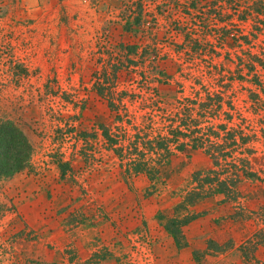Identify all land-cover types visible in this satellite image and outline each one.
<instances>
[{"label": "rangeland", "instance_id": "rangeland-1", "mask_svg": "<svg viewBox=\"0 0 264 264\" xmlns=\"http://www.w3.org/2000/svg\"><path fill=\"white\" fill-rule=\"evenodd\" d=\"M189 1L143 0L144 29L138 18L142 0H0V121L10 120L31 146L29 167L0 178V264H256L239 248L257 229L251 211L263 204L251 199L264 194V183L240 172L229 176L228 193L210 194L209 185L194 189L206 184H198V172L216 166L192 143L162 166L157 182L143 174L127 182L115 168L97 175L77 154L72 166L82 185L70 191L54 162L55 115L77 114L78 130L94 125L100 132L99 124L113 118L96 92L97 81L112 70L109 60L124 61L126 47L151 30L154 17L164 33L173 19H188L183 4ZM128 19L133 28L125 31ZM252 22H243L246 30ZM65 91L86 98L85 106L63 100ZM245 114L252 126L260 116ZM253 128L259 139L249 143L252 153L236 154L260 171L264 139ZM71 142L62 148L66 160L72 158ZM210 182L216 187V178ZM257 258L264 264V248Z\"/></svg>", "mask_w": 264, "mask_h": 264}, {"label": "trees", "instance_id": "trees-1", "mask_svg": "<svg viewBox=\"0 0 264 264\" xmlns=\"http://www.w3.org/2000/svg\"><path fill=\"white\" fill-rule=\"evenodd\" d=\"M219 1L223 0L183 4L188 19H173L169 35L159 29L154 17L151 30L126 47L124 61L115 64L109 60L112 70H106L105 78L97 81L96 92L113 118L107 125L99 124L100 132L94 125L78 130L74 125L77 114L55 115L58 130L53 141L58 150L53 158L62 185H70V191L82 185L72 166L77 154L82 156L84 168L91 167L97 175L115 168L124 171L127 182L140 174L157 182L162 166L191 143L192 149H203L216 166L197 174L208 176L199 178L198 184H206L194 189L206 191L209 185L210 194L228 193L233 180L229 176L240 172L264 183V169L253 170L250 158L236 154L252 153L249 143L259 139L253 127L264 139V39L260 38L264 35V0H225L227 5ZM138 7L139 28L146 29L143 23L141 26L143 0ZM251 18L252 27L246 30L243 22ZM132 28L128 19L124 29ZM175 35L183 40L177 42ZM163 48L174 54L162 52ZM131 55L137 58L133 60ZM62 99L74 107L86 103L77 92L65 91ZM131 105H135L134 111L129 110ZM245 109L260 115L253 126ZM71 139L72 158L66 160L62 148ZM30 157L31 146L23 133L10 120L0 121V178L29 167ZM223 174L226 177L222 178ZM211 176L216 178V187ZM261 200L264 203V196ZM243 209L241 204V215ZM251 213L261 227L239 249L246 260L259 264L257 251L264 248V208ZM234 215L240 216L239 212Z\"/></svg>", "mask_w": 264, "mask_h": 264}, {"label": "crops", "instance_id": "crops-1", "mask_svg": "<svg viewBox=\"0 0 264 264\" xmlns=\"http://www.w3.org/2000/svg\"><path fill=\"white\" fill-rule=\"evenodd\" d=\"M209 161H210V160H209ZM203 172H204V171H199L198 173H203ZM261 196H264V194L261 195ZM261 196H258V197L256 196L255 198H252L251 200L254 201V204H256V205H258V203H262V204H263V208H264V203H263L262 200H261ZM259 210H262V208H259L258 211H259ZM238 218H239V217H238ZM235 220H237V218H236ZM254 222H255L254 224H255L257 227L260 226V225L258 224L257 221H254ZM251 234H252V233H251ZM261 249H262V248H259L258 251L261 250ZM258 251H257V253H258Z\"/></svg>", "mask_w": 264, "mask_h": 264}]
</instances>
